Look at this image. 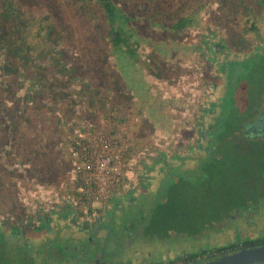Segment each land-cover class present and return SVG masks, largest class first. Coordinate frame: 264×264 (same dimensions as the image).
<instances>
[{
  "label": "rangeland",
  "instance_id": "rangeland-1",
  "mask_svg": "<svg viewBox=\"0 0 264 264\" xmlns=\"http://www.w3.org/2000/svg\"><path fill=\"white\" fill-rule=\"evenodd\" d=\"M10 1L25 55L13 57L0 46V226L6 230L29 231L55 212H99L145 157L185 152L202 105L215 99L203 42L216 34L246 48L258 35L243 38L245 29L258 24L264 33V0H115L137 20L142 39L133 61L113 55L110 26L93 0ZM182 18L193 23L173 34ZM221 190L214 198L223 197ZM200 200L189 196L185 211L170 214L157 258L228 243L223 236L196 239L218 211L197 208Z\"/></svg>",
  "mask_w": 264,
  "mask_h": 264
},
{
  "label": "flooded vegetation",
  "instance_id": "flooded-vegetation-1",
  "mask_svg": "<svg viewBox=\"0 0 264 264\" xmlns=\"http://www.w3.org/2000/svg\"><path fill=\"white\" fill-rule=\"evenodd\" d=\"M250 32L258 40L246 48L217 40L216 34L203 42L201 50L210 53L215 71V99L202 105L185 152L145 157L99 212L87 210L83 217L55 212L32 222L29 231L0 226L4 264H204L264 246V236L258 235L264 226V33L253 24L243 38ZM211 157L225 159L227 168H205ZM222 184L233 191L221 190L223 197L215 201L216 188L227 187ZM189 196L218 209L217 220L196 232V239L223 236L228 243L157 258L161 250H154L156 241L164 240L168 218L185 208Z\"/></svg>",
  "mask_w": 264,
  "mask_h": 264
},
{
  "label": "trees",
  "instance_id": "trees-1",
  "mask_svg": "<svg viewBox=\"0 0 264 264\" xmlns=\"http://www.w3.org/2000/svg\"><path fill=\"white\" fill-rule=\"evenodd\" d=\"M93 1L101 6L105 13L107 23L110 26V43L112 45L113 55L117 56L121 54V56H127L133 61H137L139 58L138 48L141 45L140 40L142 39L139 37L140 35H138L136 29L137 20L122 12L115 3V0ZM12 8L14 7L10 0H3L0 4V46L6 47L9 50V54L13 57L24 56L25 54L23 52L25 50L19 46L24 47L25 45H17V41L15 40V38L17 39L18 36H21L23 27L15 19L17 9L11 12ZM192 21L190 18L179 19L172 26L173 34H179L185 31L193 23ZM227 130H225L223 136H227ZM227 166L228 164L225 159L219 158L217 160L215 157H211L207 161L205 168L226 169ZM220 179L224 180V177ZM204 198H207V196L204 195ZM213 200L217 201V198H213ZM201 206L203 205L201 204L196 207L199 208ZM185 209L186 207L183 208L184 211ZM5 259L6 255L2 252L0 254V264H4Z\"/></svg>",
  "mask_w": 264,
  "mask_h": 264
},
{
  "label": "water",
  "instance_id": "water-1",
  "mask_svg": "<svg viewBox=\"0 0 264 264\" xmlns=\"http://www.w3.org/2000/svg\"><path fill=\"white\" fill-rule=\"evenodd\" d=\"M204 264H264V246L242 248L235 253L224 254Z\"/></svg>",
  "mask_w": 264,
  "mask_h": 264
},
{
  "label": "built area",
  "instance_id": "built-area-1",
  "mask_svg": "<svg viewBox=\"0 0 264 264\" xmlns=\"http://www.w3.org/2000/svg\"><path fill=\"white\" fill-rule=\"evenodd\" d=\"M87 168L91 170V166H88Z\"/></svg>",
  "mask_w": 264,
  "mask_h": 264
}]
</instances>
